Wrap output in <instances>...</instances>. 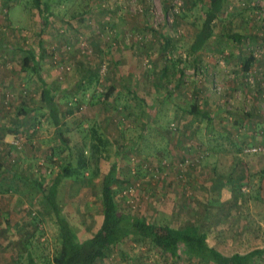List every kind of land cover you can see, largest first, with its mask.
<instances>
[{"label":"rangeland","instance_id":"obj_1","mask_svg":"<svg viewBox=\"0 0 264 264\" xmlns=\"http://www.w3.org/2000/svg\"><path fill=\"white\" fill-rule=\"evenodd\" d=\"M41 1L45 26L33 0H0V264L53 261L45 192L65 167L57 204L79 238L95 233L113 162L122 210L193 224L225 255L264 248V0H223L196 51L210 0ZM27 51L42 80L22 65ZM193 104L206 115L188 113ZM95 264L212 263L171 258L136 235Z\"/></svg>","mask_w":264,"mask_h":264},{"label":"trees","instance_id":"obj_2","mask_svg":"<svg viewBox=\"0 0 264 264\" xmlns=\"http://www.w3.org/2000/svg\"><path fill=\"white\" fill-rule=\"evenodd\" d=\"M36 8L41 14V25L45 26L49 19L48 7L42 9L41 0H33ZM223 0H210L209 12L206 15L200 31L197 33L191 49L198 50L204 42L213 35L212 22L221 12ZM235 40H240L241 35L234 33L230 35ZM252 61H245L244 68L247 70ZM22 65L30 69L42 80L37 56L32 51H27L22 60ZM43 88L40 92L43 108L49 111L50 119L54 125H59L60 111L53 96L47 88L46 82L42 81ZM26 111V110H25ZM188 113L205 116L206 113L193 104ZM57 137L60 141L62 133L57 130ZM63 142V141H62ZM64 140V144H65ZM116 163H112L101 178L100 199L102 204L103 220L95 233L86 238H79L70 220L63 214L57 204V186L63 176L71 174V170L65 167L62 173L58 174L48 190L45 198L50 205L58 226L59 246L50 264H95L104 252L116 247L128 236H138L141 239H148L162 252L168 253L171 258L179 259L185 257L198 262L212 264H255L258 257L264 255V248H255L245 253L235 252L225 255L206 240V234L199 232L193 224H186L181 227L172 226L166 222L149 221L144 216L133 215L119 208L115 200L114 186L120 182L116 175ZM37 186L44 191L42 183L35 181Z\"/></svg>","mask_w":264,"mask_h":264},{"label":"built area","instance_id":"obj_3","mask_svg":"<svg viewBox=\"0 0 264 264\" xmlns=\"http://www.w3.org/2000/svg\"><path fill=\"white\" fill-rule=\"evenodd\" d=\"M107 68L105 67V66H103V71H105ZM258 149H260V148H257V147H247L246 149H245V151L246 152H256Z\"/></svg>","mask_w":264,"mask_h":264},{"label":"crops","instance_id":"obj_4","mask_svg":"<svg viewBox=\"0 0 264 264\" xmlns=\"http://www.w3.org/2000/svg\"><path fill=\"white\" fill-rule=\"evenodd\" d=\"M2 83H4V80L2 81ZM8 135H9V133H8ZM8 135H7V137H8Z\"/></svg>","mask_w":264,"mask_h":264}]
</instances>
